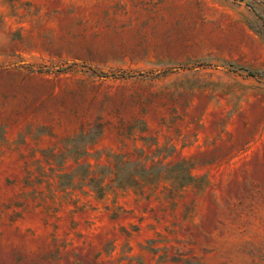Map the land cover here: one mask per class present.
I'll list each match as a JSON object with an SVG mask.
<instances>
[{"label":"rangeland","instance_id":"1","mask_svg":"<svg viewBox=\"0 0 264 264\" xmlns=\"http://www.w3.org/2000/svg\"><path fill=\"white\" fill-rule=\"evenodd\" d=\"M0 264H264V0H0Z\"/></svg>","mask_w":264,"mask_h":264},{"label":"trees","instance_id":"2","mask_svg":"<svg viewBox=\"0 0 264 264\" xmlns=\"http://www.w3.org/2000/svg\"><path fill=\"white\" fill-rule=\"evenodd\" d=\"M71 66L70 65H67L65 67H61L59 66L58 68H56L55 70L56 71H64L65 69H68L69 67ZM43 70L42 67H40V69H38V71H41ZM46 70H48V68H46ZM93 72H95L93 69H92ZM249 73L254 75V74H257L258 72L257 71H253V70H249ZM101 76H106L108 73L107 72H101V73H97ZM111 74H115V73H111ZM97 126H99L100 130H101V123H97L96 124ZM185 161L183 162H180L178 165H181V168L182 169H185V173H180L178 175H176V178H183L184 176H187V177H190V166L189 167H186V166H182V164H184ZM119 164H122L121 160H118V164L117 163H113L112 165H109L108 168L109 170L105 172L104 176H107V175H110L111 173H113V178L112 180H115L117 181L118 183V186H121V168H119ZM140 170L145 171V168L142 167ZM135 174V173H133ZM149 174V173H148ZM130 179V182L129 184H134V185H137L138 187H141L143 184V180L144 178L143 177H138L136 175H131V177H128ZM92 180H94V188L95 190L98 192L99 196H102L104 194V187L103 185H101L100 181H98L96 179V176H92L91 177Z\"/></svg>","mask_w":264,"mask_h":264}]
</instances>
